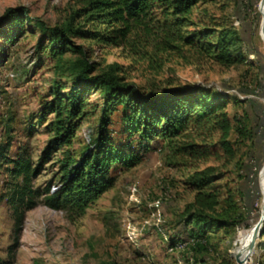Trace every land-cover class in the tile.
<instances>
[{"label": "rangeland", "instance_id": "1", "mask_svg": "<svg viewBox=\"0 0 264 264\" xmlns=\"http://www.w3.org/2000/svg\"><path fill=\"white\" fill-rule=\"evenodd\" d=\"M88 2L0 0V17L10 7L25 5L32 17L62 25ZM191 16L196 23L191 31L205 27L238 31L240 60L221 64L206 48L196 51L185 46L180 52L155 53L149 45L134 50L102 45L96 39L76 41L97 62L96 73L117 63L127 81L147 89L199 86L228 93L226 110L233 123L230 139L235 157L230 161L215 155L190 158L179 151L186 137L172 142L156 137L147 147L134 140L131 149L138 160L131 166L113 165V185L81 214L49 207L45 192L59 187L65 157L79 160L97 136L101 90L85 89L88 112L71 143L54 152L26 181L24 174L15 173L14 160L23 154L32 168L38 165L53 135L50 122L55 113L50 111V101L57 87L67 95L75 85L69 64L80 54L69 50L58 59L49 48L40 49L41 32L28 21L23 29L4 26L0 33V264L35 260L44 264H238L234 252L241 241L252 237L264 210V0L200 1ZM112 119L110 136L117 145H125L120 111ZM217 139V133L206 135L211 144ZM209 165L215 166V185L222 191L218 210L232 222L243 221L209 232L201 245L194 243L191 226L184 220L195 195L189 177ZM25 186L30 192L23 201ZM29 196L34 203L27 208ZM247 264H264L263 234Z\"/></svg>", "mask_w": 264, "mask_h": 264}, {"label": "trees", "instance_id": "2", "mask_svg": "<svg viewBox=\"0 0 264 264\" xmlns=\"http://www.w3.org/2000/svg\"><path fill=\"white\" fill-rule=\"evenodd\" d=\"M200 1L207 0H89L62 25H50L42 18L32 17L25 5L10 7L1 15L0 33L8 23L15 29H23L24 22L28 21L41 32L40 49L49 48L58 59L69 50L80 54L69 64L75 85L67 95L57 87L50 101V111L55 113L50 122L53 135L38 165L32 168L29 157L22 154L14 160L16 174H24L25 180L29 181L54 152L70 144L80 119L88 112L86 108L90 102L85 89L95 87L101 90L97 136L79 160H74L71 155L65 157L59 187L53 191L48 187L45 192L46 205L83 213L92 201L113 185V165L131 166L138 160L135 149H131L134 140L147 147L156 137L169 142L186 137L179 151L190 158L215 155L230 161L235 157L230 139L233 123L226 110L228 93H213L199 86L170 87L162 91L147 89L127 81L120 74L117 63L96 73L97 62L92 60L88 48L76 41L78 38L96 39L102 45H122L134 50L139 45H149L155 53L180 52L185 46L196 51L206 48L221 64L239 61L240 37L235 29L205 27L203 30H188L196 24L191 14ZM116 111L121 114L125 145H117L110 136L112 116ZM213 133L218 134V139L211 144L206 135ZM249 169L250 164L247 172ZM215 171L213 165L196 169L188 181L195 195L184 221L191 226L189 235L196 238L194 243L201 245L206 242L209 232L227 229L235 223L240 225L243 221L232 222L218 210L222 191L215 185ZM24 188L21 194L26 201L30 190L28 186ZM33 203L29 196L26 207H32ZM32 264L44 263L35 260Z\"/></svg>", "mask_w": 264, "mask_h": 264}, {"label": "water", "instance_id": "3", "mask_svg": "<svg viewBox=\"0 0 264 264\" xmlns=\"http://www.w3.org/2000/svg\"><path fill=\"white\" fill-rule=\"evenodd\" d=\"M263 228H264V210L261 212V215H260V218L257 224V231L251 243L249 244L248 251L252 250L255 247L257 243V238L263 234ZM234 256L238 264H246L248 261L247 253L237 251V252H234Z\"/></svg>", "mask_w": 264, "mask_h": 264}, {"label": "bare ground", "instance_id": "4", "mask_svg": "<svg viewBox=\"0 0 264 264\" xmlns=\"http://www.w3.org/2000/svg\"><path fill=\"white\" fill-rule=\"evenodd\" d=\"M263 2V1H262ZM261 185H262V188L264 190V172L263 174L261 175ZM256 231H257V226L256 228L254 229L253 233H252V237H249L247 238L246 240H243L240 242V248H238V251H241V252H244V253H247V256H248V259L251 255V253L255 250L256 248V245L255 247L252 249V250H249L248 251V247H249V244L251 243L254 235L256 234ZM262 235H260L258 238H257V243L259 242L260 238H261ZM256 243V244H257ZM248 262V261H247ZM247 264V263H246Z\"/></svg>", "mask_w": 264, "mask_h": 264}, {"label": "built area", "instance_id": "5", "mask_svg": "<svg viewBox=\"0 0 264 264\" xmlns=\"http://www.w3.org/2000/svg\"><path fill=\"white\" fill-rule=\"evenodd\" d=\"M55 189H57V186H53V189L52 190H55Z\"/></svg>", "mask_w": 264, "mask_h": 264}]
</instances>
